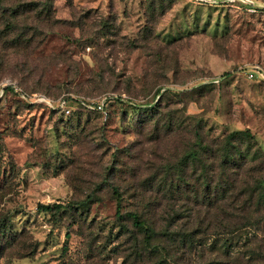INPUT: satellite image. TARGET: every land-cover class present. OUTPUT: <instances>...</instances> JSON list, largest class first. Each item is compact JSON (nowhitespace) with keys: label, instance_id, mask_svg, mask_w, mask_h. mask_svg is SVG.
Returning <instances> with one entry per match:
<instances>
[{"label":"rangeland","instance_id":"1","mask_svg":"<svg viewBox=\"0 0 264 264\" xmlns=\"http://www.w3.org/2000/svg\"><path fill=\"white\" fill-rule=\"evenodd\" d=\"M213 1L0 0V264H264V12Z\"/></svg>","mask_w":264,"mask_h":264},{"label":"built area","instance_id":"2","mask_svg":"<svg viewBox=\"0 0 264 264\" xmlns=\"http://www.w3.org/2000/svg\"><path fill=\"white\" fill-rule=\"evenodd\" d=\"M214 3H219L218 1H213ZM221 3H232L238 2L242 4L245 9L249 12H264V0H221ZM243 76L248 80L262 81L264 80V64L253 63L245 68L241 69ZM4 86H0V97L3 95ZM22 98H29L32 101H42L48 108L50 109H59L68 113L69 110L66 108L65 100L62 98H58L56 100H52L49 98L39 97L36 94H32V96L22 94ZM84 105L88 108H97L101 109V104L98 103L96 106L92 103H84Z\"/></svg>","mask_w":264,"mask_h":264},{"label":"trees","instance_id":"3","mask_svg":"<svg viewBox=\"0 0 264 264\" xmlns=\"http://www.w3.org/2000/svg\"><path fill=\"white\" fill-rule=\"evenodd\" d=\"M259 82H264V80L259 81ZM246 135H247V137H250L249 132H247L246 130H243V131H241V130L232 131V132H230L227 135V140L229 141L230 138L233 139L235 137L244 138ZM227 140H226V142H228ZM217 186H220V185L218 184ZM214 188H218V187H214ZM255 188L259 189V190H262V192H264V177H262L261 179L256 181ZM114 193L116 194L117 191L114 190ZM116 198L118 199V196H116ZM76 205L77 204L72 203L69 206L76 207ZM118 206H119L118 201H116V209H115L116 213L118 212ZM63 207H66V206H63V205H61L59 203L37 204V206H36V208L38 210H40V211H51V210L58 211L60 208H63ZM125 215L131 218L132 225H134V226H136L138 228H141L144 231V233L146 234V237L151 236V234H153V231L149 227L145 226L143 221L136 220V214L134 212H126ZM67 236H68V234L65 233V237H67ZM155 264H158V262H156Z\"/></svg>","mask_w":264,"mask_h":264}]
</instances>
